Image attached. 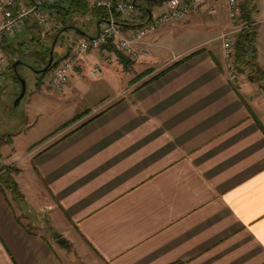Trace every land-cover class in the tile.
<instances>
[{"label": "crops", "instance_id": "1", "mask_svg": "<svg viewBox=\"0 0 264 264\" xmlns=\"http://www.w3.org/2000/svg\"><path fill=\"white\" fill-rule=\"evenodd\" d=\"M135 10L124 29L140 22ZM236 24L225 0H206L153 35L136 81L115 42L79 58L57 95L72 96L95 63L104 86L28 145L17 190L0 182V264H264V79L234 61L232 76L219 34Z\"/></svg>", "mask_w": 264, "mask_h": 264}, {"label": "rangeland", "instance_id": "2", "mask_svg": "<svg viewBox=\"0 0 264 264\" xmlns=\"http://www.w3.org/2000/svg\"><path fill=\"white\" fill-rule=\"evenodd\" d=\"M87 1L92 6L96 0ZM138 1L143 4L149 3V0ZM259 7L264 12V0L259 1ZM47 11L50 13L48 7ZM135 11V8H133L130 11L131 14L129 17H135ZM50 15L55 21L54 26L51 28L45 30L36 22L29 19L27 26L4 36L7 40L13 38L10 46L4 47L1 43L5 53V59L0 63V168L7 166L6 168L9 169L11 166L13 169H11L12 172H7V176L2 180L6 189L9 188V182L6 180L8 176L9 181L10 179L17 181V173L21 172V175L23 173L25 175L27 174L26 169H23V166L25 168L26 165L23 159L26 158L27 154L25 152L28 145L45 135L55 124L68 119L73 113L84 109L87 104L94 102L95 96L98 93L95 90L101 89L104 86L101 83L102 81H100L102 75L94 78L90 74V69L89 75L86 74L87 78L82 86H79V89L75 90L72 96H63L62 93L57 95L65 87L60 91H55L46 85V87L44 86L45 80L54 65L50 67L49 71H43L45 73L44 75L42 72L35 70L43 68L47 64L44 62H36L32 56L37 48V39L41 37L40 41L45 43V47H49V52L53 49L54 61L57 62L64 54L71 50L69 46L77 36H80V34L85 35L81 31L86 34L95 33L99 21L98 17L91 12L85 14L73 13L71 18L66 20V22L61 15L55 13H50ZM59 21H62L63 23H61L63 25L60 23V25L56 24ZM88 52L84 53L83 56ZM92 53H95V49L92 50ZM94 56L95 54L90 56L88 53L87 61L94 59ZM120 56L122 55L120 54ZM124 61L129 62L127 67L128 71L124 72L125 81L129 77L133 81L138 80L144 76L142 74L146 71L143 70L151 66V63L129 61L125 57ZM15 62H17L16 67L13 65ZM21 78H24L26 81V92L20 102L15 104V100L22 89ZM93 83L96 86L90 89ZM127 83L131 82L127 81ZM101 110L103 109L97 108V110H93L91 113L77 120L72 126L65 128V126H68L74 121L67 122L69 124L65 123L57 128L55 133L65 128L61 131V135H65L81 124L91 114L94 115L101 112ZM28 206L30 205L28 204Z\"/></svg>", "mask_w": 264, "mask_h": 264}, {"label": "built area", "instance_id": "3", "mask_svg": "<svg viewBox=\"0 0 264 264\" xmlns=\"http://www.w3.org/2000/svg\"><path fill=\"white\" fill-rule=\"evenodd\" d=\"M57 0H0V38L11 34L27 25L29 19L34 20L45 30L54 26L55 21L44 6ZM206 0H162V8L151 14V18L129 29H124V24L116 17V13H128L136 8L135 0H96L92 6H101L107 9V17L100 21V32L80 35L75 38L71 50L58 60L45 85L52 90H62L70 79V71L84 53L93 48L113 41L120 52L131 60H138L150 54V48L155 44L153 35L165 24L170 22L186 21L192 13L197 11ZM231 20L236 21V27L223 29L219 37L222 42L223 53L227 66L231 68L235 77L233 61L235 54L236 32L245 23L240 20V0H225ZM91 6V7H92ZM215 11L216 8H211ZM59 21L56 24L61 23ZM3 59L0 42V63ZM92 77L97 78L103 74V67L95 63L90 68Z\"/></svg>", "mask_w": 264, "mask_h": 264}, {"label": "trees", "instance_id": "4", "mask_svg": "<svg viewBox=\"0 0 264 264\" xmlns=\"http://www.w3.org/2000/svg\"><path fill=\"white\" fill-rule=\"evenodd\" d=\"M29 1V0H23ZM162 2V0H149V3H141L138 0H135L136 7H139L140 10V22L133 23V25H138L143 22L148 21L151 18V14L153 11V5L155 3ZM44 6L50 9V13H55L57 15H61L63 20H68L71 18L73 13L78 14H85L87 12H91L92 14L96 15L99 21L104 20L107 15V9L101 6L91 7L87 0H57L52 3H45ZM257 7V0H240V20L245 23V25L236 33V42H235V54H234V63L236 66H240V69H244L241 65H249L251 67L252 74L250 75L252 79H264V68L258 63L256 56H257V46L255 43L256 39V26L254 24V20H252V13ZM116 17L126 24L127 20L122 18V13L117 12ZM63 23V22H62ZM60 23V24H62ZM59 24V25H60ZM63 25V24H62ZM60 31V30H59ZM64 32V31H63ZM41 37L37 39V48L33 58L36 62H44L45 64L49 60V47H45V43H39ZM113 41H109L107 44L110 46L112 45ZM10 46V45H7ZM68 53V52H67ZM122 56L120 58L124 61V57L127 58L125 55L121 53ZM129 61H133L127 58ZM56 61L52 63L50 67L55 65ZM129 62L124 61V66L128 67ZM50 67L47 69L49 71ZM148 71L149 70H145ZM148 72H143L142 75L147 74ZM44 75L45 73L42 72ZM140 75V76H142ZM85 112H82L76 115L74 118L69 120L68 122H72L83 115ZM67 123V124H69ZM66 124V125H67ZM5 167V166H4ZM2 166L0 172V182H2L3 178L7 176L8 169H4ZM9 182V186L14 188L15 190L18 189L17 182L14 179H10L9 176L6 179Z\"/></svg>", "mask_w": 264, "mask_h": 264}, {"label": "water", "instance_id": "5", "mask_svg": "<svg viewBox=\"0 0 264 264\" xmlns=\"http://www.w3.org/2000/svg\"><path fill=\"white\" fill-rule=\"evenodd\" d=\"M100 21H98V33L100 32ZM76 28V26H75ZM81 31V30H80ZM83 34H86L85 32L81 31ZM54 62V53H53V49L50 51V57H49V60L47 62V64L43 67V68H38V69H35L36 71L38 72H43V71H46L51 65L52 63ZM14 67H16L17 65V62H15L14 64ZM21 82H22V89H21V92L20 94L17 96L16 100H15V104H18L20 102V100L22 99V97L24 96L25 92H26V81L24 78H21Z\"/></svg>", "mask_w": 264, "mask_h": 264}]
</instances>
